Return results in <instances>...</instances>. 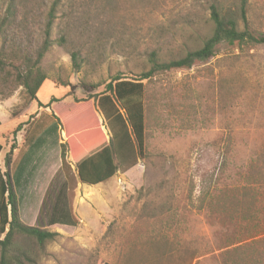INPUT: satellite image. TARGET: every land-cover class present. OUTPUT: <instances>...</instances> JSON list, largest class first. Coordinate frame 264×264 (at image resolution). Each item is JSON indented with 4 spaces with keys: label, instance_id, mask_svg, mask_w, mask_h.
I'll list each match as a JSON object with an SVG mask.
<instances>
[{
    "label": "rangeland",
    "instance_id": "rangeland-1",
    "mask_svg": "<svg viewBox=\"0 0 264 264\" xmlns=\"http://www.w3.org/2000/svg\"><path fill=\"white\" fill-rule=\"evenodd\" d=\"M64 6L37 100L22 88L0 95V162L18 143L11 172L21 220L58 233L38 264H264V44H222L209 60L145 81L143 158L90 186L78 177L66 126L110 138L90 95L148 72L153 52L169 61L200 48L210 13L206 0ZM5 11L0 0V19ZM248 21L264 37V0H249ZM67 31L79 69L59 43ZM56 204L78 225L49 226Z\"/></svg>",
    "mask_w": 264,
    "mask_h": 264
},
{
    "label": "trees",
    "instance_id": "trees-1",
    "mask_svg": "<svg viewBox=\"0 0 264 264\" xmlns=\"http://www.w3.org/2000/svg\"><path fill=\"white\" fill-rule=\"evenodd\" d=\"M2 2L6 4V11L0 19V95L8 98L22 88L30 100L36 101L39 90L49 78L40 64L53 44V28L59 19L68 16L64 0ZM248 3L249 0H206L211 30L200 48L169 61L153 52L149 61L152 67L148 72L135 78H114L105 85L101 94L90 95L87 101L94 100L111 137L105 136L97 127L83 128L85 130L75 134L66 126L71 159L83 184H104L119 172L136 166L137 155L143 158L147 128L145 81L161 73L190 68L196 62L209 60L222 44L241 48L264 44L263 36L251 32ZM70 39V31L63 32L59 43L69 48L67 51L74 66L79 69L81 51L73 50L74 45H69ZM61 85L71 86L69 83ZM59 101L53 99L52 103ZM2 149L0 145V153ZM15 149L13 144L5 157L6 170L0 166V264H38L41 254L58 233L28 226L21 220L19 200L11 178ZM48 225L75 227L78 222L56 204Z\"/></svg>",
    "mask_w": 264,
    "mask_h": 264
},
{
    "label": "crops",
    "instance_id": "crops-1",
    "mask_svg": "<svg viewBox=\"0 0 264 264\" xmlns=\"http://www.w3.org/2000/svg\"><path fill=\"white\" fill-rule=\"evenodd\" d=\"M4 104H5V102H4ZM4 104H2V103L0 102V105H3V106H4ZM0 127H1V122H0ZM64 137H65L66 139H68V137H67L66 134H65ZM7 138H11L10 135H9ZM0 145L2 146V144H1V140H0ZM11 146H12V145H11ZM2 148H3V146H2ZM2 151H3V149H2ZM18 151H19V146H18V143H17L16 149H15V151H14V155H13V163H12V167H13V165H14L15 162H16ZM1 153H2V152H1ZM1 153H0V155H1ZM0 166H1V168L3 169V171L6 170L5 166L3 167L2 164H1V162H0ZM12 167H11V171H12ZM11 178H12V172H11ZM12 182H13V180H12ZM13 184H14V183H13ZM14 186H15V185H14ZM15 189H16L17 196H18V191H17L16 186H15ZM18 200H19V206H20V198H19V196H18ZM19 209H20V208H19Z\"/></svg>",
    "mask_w": 264,
    "mask_h": 264
}]
</instances>
